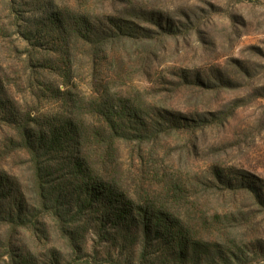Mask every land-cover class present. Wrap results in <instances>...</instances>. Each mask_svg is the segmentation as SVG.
Wrapping results in <instances>:
<instances>
[{"label":"trees","instance_id":"obj_1","mask_svg":"<svg viewBox=\"0 0 264 264\" xmlns=\"http://www.w3.org/2000/svg\"><path fill=\"white\" fill-rule=\"evenodd\" d=\"M46 19L40 26L46 24L49 35L54 34L47 47L40 29L21 27L19 38L34 47L24 71L31 72L26 78L28 94L40 103H54L56 110L34 114L29 107L22 111L11 106L6 100L9 87L0 75V110L10 128L0 141V159H23L33 179L30 191L0 165V228H7L0 260L35 264L34 253L19 246V237L24 232L36 243L47 241L49 222L71 250L81 253L79 232L86 222L115 240H141L144 264L154 247L165 248L173 264H204L214 258L242 264L240 255L226 259L225 250L216 247L207 212L198 206L186 210L185 181L147 156L151 143L198 125L191 117L162 109L140 87L134 89V68L140 60L133 51L140 42L134 24L74 6L49 13ZM151 69L149 64L142 72L151 76ZM80 71L87 74L81 84ZM49 74L57 80H47ZM125 147L129 160L123 155ZM208 182L212 188L221 184L231 191L259 189L217 168ZM262 192L257 194L264 203ZM214 217L223 219L218 213ZM60 256L55 248L51 264H61Z\"/></svg>","mask_w":264,"mask_h":264},{"label":"rangeland","instance_id":"obj_2","mask_svg":"<svg viewBox=\"0 0 264 264\" xmlns=\"http://www.w3.org/2000/svg\"><path fill=\"white\" fill-rule=\"evenodd\" d=\"M72 6L134 24L140 37L133 49L140 57L134 68V89L140 87L162 109L191 117L198 125L151 143L147 156L185 181L186 210L198 206L211 216L212 241L225 250L226 259L236 254L245 259L242 264H264V203L257 194L264 190V0H0V75L9 87L6 100L11 106L22 111L29 107L34 114L56 110L54 103H40L27 92L31 72L24 71L34 47L19 33L21 27L22 31L40 29L42 45L47 47L54 34L49 35L46 24L40 26L41 19ZM149 64L151 76H146L142 71ZM80 73L81 84L87 74ZM45 77L57 80L53 74ZM7 125L0 110V141L10 130ZM123 155L129 160L128 148ZM0 165L32 190V172L23 159H0ZM215 168L235 181L258 186V192L231 191L221 184L210 187ZM217 213L221 221L215 220ZM82 227L81 253L70 249L54 222H49L47 241L36 243L22 232L18 243L34 253L35 264H51L55 248L61 252V264H144L141 240H115L113 235L98 234L86 222ZM6 235L7 228H0V243ZM168 254L165 248L154 247L145 264H173ZM226 263L215 258L204 262ZM0 264L7 263L0 260Z\"/></svg>","mask_w":264,"mask_h":264}]
</instances>
